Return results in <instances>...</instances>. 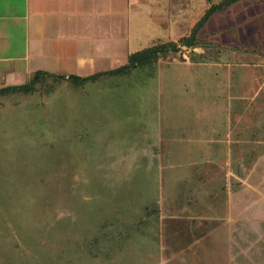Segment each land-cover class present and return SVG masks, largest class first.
<instances>
[{
	"label": "rangeland",
	"instance_id": "1",
	"mask_svg": "<svg viewBox=\"0 0 264 264\" xmlns=\"http://www.w3.org/2000/svg\"><path fill=\"white\" fill-rule=\"evenodd\" d=\"M222 1L136 17L176 50L125 73L0 95V264H264V0L185 45Z\"/></svg>",
	"mask_w": 264,
	"mask_h": 264
},
{
	"label": "crops",
	"instance_id": "2",
	"mask_svg": "<svg viewBox=\"0 0 264 264\" xmlns=\"http://www.w3.org/2000/svg\"><path fill=\"white\" fill-rule=\"evenodd\" d=\"M189 1L0 0L1 87L36 70L83 76L94 68L119 67L126 51L142 50V30L131 21L173 16L176 5Z\"/></svg>",
	"mask_w": 264,
	"mask_h": 264
},
{
	"label": "trees",
	"instance_id": "3",
	"mask_svg": "<svg viewBox=\"0 0 264 264\" xmlns=\"http://www.w3.org/2000/svg\"><path fill=\"white\" fill-rule=\"evenodd\" d=\"M238 0H224L221 3L214 4L210 6L207 11L204 13V15L200 18V20L196 23L195 27L193 28L192 35L188 39V41L185 42L186 46H192L194 43V34L197 31V28L199 26H203L205 21L212 15L217 9H221L225 6L230 5L233 2H236ZM168 50H176V45L174 43H169V44H155L153 46H150L149 48H145L136 52L131 53L128 56V60L125 64L109 69L106 71H99L94 74L86 75V76H80L76 74H69V75H58L51 73L49 71L45 70H36L33 73L32 78H30L27 82L22 83V84H16V85H10V86H5L0 88V95H3L5 93L9 92H23V93H28L32 92L35 89L36 83L40 81V79L43 76L49 75V76H55L61 79H67V80H72L77 84L84 83L86 81H95L98 76L101 75H115V74H120V73H125L127 72L131 67L139 65V64H144L148 63L151 60L157 58L160 53H165Z\"/></svg>",
	"mask_w": 264,
	"mask_h": 264
}]
</instances>
